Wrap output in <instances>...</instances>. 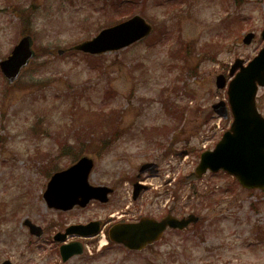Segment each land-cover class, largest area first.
Listing matches in <instances>:
<instances>
[{
    "label": "rangeland",
    "instance_id": "374dc122",
    "mask_svg": "<svg viewBox=\"0 0 264 264\" xmlns=\"http://www.w3.org/2000/svg\"><path fill=\"white\" fill-rule=\"evenodd\" d=\"M122 1L118 7V0H0V60L23 34L33 37L37 54L14 85L8 86L0 74V262L264 264V193L243 189L223 172L207 173L182 192L186 210L200 217L195 235L178 246L182 253H131L111 244L99 253L61 262L53 235L70 224L99 220L103 210L96 205L67 214L48 209L41 199L44 179L39 174V168L49 165L45 158L59 155L63 143L74 146L77 138L85 140L90 130L103 128L100 135L108 136L112 122L120 140L105 151L98 169L102 163L118 167L129 179L142 163L156 161L164 171L148 182L160 183L175 172L170 183H179L232 121L230 116L219 120L212 111L214 103L227 101L226 89H216V76L228 77L235 58L249 61L264 45L259 37L264 0ZM135 14L153 25L146 39L101 56L70 51L58 55L59 49ZM247 32L255 34L250 45L242 43ZM185 44L195 51L185 61L172 59L171 52L176 55ZM256 104L264 116V88ZM89 137L97 141L100 136ZM160 140L189 152L178 164L169 161L162 156L164 149L154 148ZM98 147L91 144L88 153ZM72 158L61 157L58 167L69 165ZM126 187L120 188V198ZM17 198L20 204L13 203ZM26 218L45 229L42 238L28 234L22 223ZM96 240L69 237L67 243L92 247ZM171 248L164 242L158 247L159 252Z\"/></svg>",
    "mask_w": 264,
    "mask_h": 264
},
{
    "label": "water",
    "instance_id": "95a60500",
    "mask_svg": "<svg viewBox=\"0 0 264 264\" xmlns=\"http://www.w3.org/2000/svg\"><path fill=\"white\" fill-rule=\"evenodd\" d=\"M151 31L144 19L134 16L114 27L101 31L96 37L89 41L73 47L84 53L101 54L108 51H117L135 41L147 36ZM253 35L244 38V43L249 44ZM264 38V31L262 33ZM32 39L25 37L20 40L8 59L0 63V67L8 83H13L19 76L21 69L26 66L34 53L31 51ZM63 53V51H59ZM241 66V61H236L231 69L232 72ZM219 89L224 86L223 76H219L216 82ZM264 85V48L260 51L247 67H241L235 78L230 82L228 88L229 101L234 113L231 132L225 133L222 140L216 144L212 152H205L201 156L200 164L196 171L187 177V182L199 179L207 169L215 172L224 169L233 174L246 188L264 189V119L258 114L254 96L257 85ZM214 110L221 116L226 117L224 102L213 106ZM87 164L82 165L87 170ZM79 169V167L73 170ZM72 171V170H70ZM70 171L54 176L48 186L46 199L50 206L69 209L75 204L84 206L91 198L102 199L98 188H91L83 182L85 173H81L77 184L69 185ZM184 222H171L168 219L161 223L142 221L138 225L126 226L114 235L112 239L124 244L133 250L142 249L146 244L153 243L163 232L166 225L180 226ZM88 230V228H86ZM79 228H71L70 232H82L85 234L95 232L94 229L83 232ZM32 233L40 234L38 229H32ZM63 238V237H61ZM77 244H70L61 248L64 259L80 253Z\"/></svg>",
    "mask_w": 264,
    "mask_h": 264
},
{
    "label": "flooded vegetation",
    "instance_id": "af4514ba",
    "mask_svg": "<svg viewBox=\"0 0 264 264\" xmlns=\"http://www.w3.org/2000/svg\"><path fill=\"white\" fill-rule=\"evenodd\" d=\"M174 144L173 142L165 147L162 155L175 160L180 152L186 150L185 147H175ZM157 163L158 173L156 176H150V174L146 172L140 177L136 174L135 178L129 177V179L123 178L122 173L118 171V167L109 169L107 164L100 169V172H96L95 169V171L93 170L88 183L111 190L107 203L95 201L92 203L93 205H98L103 210L99 222L100 226L106 229L107 234L112 226L120 223L136 224L140 223L142 219H150L151 221L154 220L158 222L167 216L178 219L187 216L186 196H181L182 192L186 191V184L182 182L176 183L175 185L169 183L146 182L148 179L156 178L161 173L162 165L159 162ZM123 185L127 186L126 193L120 198L119 191ZM126 202H128V204H126ZM126 206L129 209H125ZM194 231V226H189L184 231L167 227L166 230L163 231L162 238L158 242H154V244L148 246L143 252L139 253L152 254L153 251V253L171 255L182 253L183 250L177 249L178 246H184L187 241V235L190 233L189 236H192ZM163 242L167 243L168 246L175 247L178 251H176L175 248H171L170 250L159 252L158 247L162 245Z\"/></svg>",
    "mask_w": 264,
    "mask_h": 264
},
{
    "label": "trees",
    "instance_id": "16d2710c",
    "mask_svg": "<svg viewBox=\"0 0 264 264\" xmlns=\"http://www.w3.org/2000/svg\"><path fill=\"white\" fill-rule=\"evenodd\" d=\"M120 1V0H119ZM123 3V2H122Z\"/></svg>",
    "mask_w": 264,
    "mask_h": 264
}]
</instances>
